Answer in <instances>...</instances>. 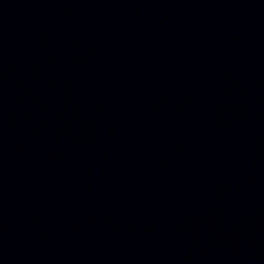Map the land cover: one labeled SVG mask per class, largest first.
<instances>
[{"label":"water","instance_id":"obj_1","mask_svg":"<svg viewBox=\"0 0 264 264\" xmlns=\"http://www.w3.org/2000/svg\"><path fill=\"white\" fill-rule=\"evenodd\" d=\"M0 264H264V6L0 19Z\"/></svg>","mask_w":264,"mask_h":264}]
</instances>
